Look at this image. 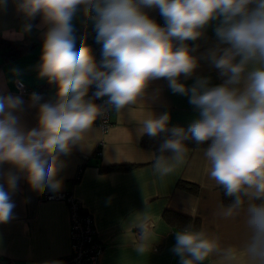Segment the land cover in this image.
<instances>
[{
	"label": "clouds",
	"instance_id": "obj_1",
	"mask_svg": "<svg viewBox=\"0 0 264 264\" xmlns=\"http://www.w3.org/2000/svg\"><path fill=\"white\" fill-rule=\"evenodd\" d=\"M24 23L6 38H22L39 17L40 59L35 69L55 83L51 100L32 93L29 106L37 110L36 126L26 129L18 113L20 96L0 95V224L15 219L13 195L21 178L31 190L55 193L69 155L82 146L84 134L108 110L119 113L144 99L150 82L165 79L174 94L188 98L196 117L187 127L169 126L171 114L151 113L137 136L166 134L154 155L161 178L185 163L186 142L206 145L209 176L232 198L226 215L246 204L249 238L246 251L252 264H264V0H13ZM8 0H0V10ZM145 9H158L164 24ZM95 22L98 62L90 46L76 47L74 20ZM217 21L216 46L205 58L223 78L192 77L200 57L188 41H196ZM17 73L19 70H15ZM95 91L89 97V90ZM107 98L103 104L94 101ZM83 147V146H82ZM168 155L165 156L164 154ZM218 241L205 230L187 225L175 232L171 251L179 264H204L218 251ZM144 251L143 247L138 249ZM234 258L233 253H229Z\"/></svg>",
	"mask_w": 264,
	"mask_h": 264
},
{
	"label": "crops",
	"instance_id": "obj_2",
	"mask_svg": "<svg viewBox=\"0 0 264 264\" xmlns=\"http://www.w3.org/2000/svg\"><path fill=\"white\" fill-rule=\"evenodd\" d=\"M145 11L164 24L158 9ZM39 22L38 18L31 33L22 38H6V33L14 34L21 28L24 19L13 0L0 10V39L33 45L32 50L0 64V95L22 97L25 104L18 115L26 129L36 126L37 110L29 106L28 96L16 93V82L39 89L44 96L42 102L53 99L56 93L55 83L39 77L35 69L42 43ZM92 22L78 15L73 23L77 49L85 42L95 56L93 44L84 36ZM216 23H210L196 41H188L195 49L192 54L200 61L192 77L181 76V82L191 85L197 77H209L213 85L222 83L223 78L204 56L217 44ZM165 112L171 114L170 127H187L196 117L188 98L174 94L167 80L152 81L144 99L138 98L119 113L111 110V124L106 131L93 124L84 134L83 147L77 145L63 157L66 166L59 176V191L70 192L92 214L95 235L103 246L99 264H179L171 249L175 232L185 226L183 221L171 219L172 214L189 219L188 225L197 221L196 229L217 239L218 251L210 254L204 264H252L246 251L250 235L247 198L244 207L231 216L225 214L228 205L222 202L221 186L208 174L203 154L206 147L187 148L185 163L170 175L161 178L155 173V153L141 145L143 136H137V128L151 113L158 117ZM98 145L101 153L96 156ZM9 167L2 165L0 171H8ZM47 192L51 191L35 192L23 178L19 180L12 197L15 219L0 224V264H39L69 252L68 207L62 201H45L43 195ZM141 247L145 249L142 252L138 250Z\"/></svg>",
	"mask_w": 264,
	"mask_h": 264
},
{
	"label": "built area",
	"instance_id": "obj_3",
	"mask_svg": "<svg viewBox=\"0 0 264 264\" xmlns=\"http://www.w3.org/2000/svg\"><path fill=\"white\" fill-rule=\"evenodd\" d=\"M95 58L99 62L102 59L101 47L94 45ZM16 93L30 97L32 93H37L44 99L42 92L39 89L26 87L21 82L15 84ZM95 91V86L89 90V97ZM107 98L95 100L97 104H103ZM110 111L108 110L102 117L96 121L97 126H100L104 131L110 127ZM100 145L96 148L95 155L99 156L101 153ZM83 164L78 167V174L81 172ZM45 201H62L68 207L69 215V235L70 247L69 252L46 261H41L39 264H99L103 253V246L98 241L93 224L94 219L90 212L84 208L79 200L67 191L47 192L43 195ZM2 257L0 256V263Z\"/></svg>",
	"mask_w": 264,
	"mask_h": 264
},
{
	"label": "trees",
	"instance_id": "obj_4",
	"mask_svg": "<svg viewBox=\"0 0 264 264\" xmlns=\"http://www.w3.org/2000/svg\"><path fill=\"white\" fill-rule=\"evenodd\" d=\"M39 17L36 18V20L32 21V23L34 24ZM86 39H88V41H90L94 45L96 46H100V44H97L95 42V36H96V32H95V22L93 20V22L91 23L90 27L87 28V31H85L84 33ZM33 45L32 44H20L18 42H14V41H8V40H4V39H0V64L6 63L8 61L14 60L15 58H17V56H20L22 54H24L27 51L32 50ZM166 134H161V136L156 137V138H151L148 135H144L141 138V145L147 148H150L154 151V153L156 154V150L159 147V144L162 142V140L165 138ZM186 146L187 148H196L197 147H206V145H196L194 142L188 141L186 142ZM165 156H167L168 154L165 153ZM221 196H222V202L224 205H229L232 203V198L228 197L225 195L224 189L221 187ZM245 199V198H244ZM171 219H173V217L176 218L177 222L179 223V221H183L182 226H187L189 219H186L185 217L178 215V214H172ZM187 221V222H186ZM196 222H192V226L195 228L197 227Z\"/></svg>",
	"mask_w": 264,
	"mask_h": 264
},
{
	"label": "rangeland",
	"instance_id": "obj_5",
	"mask_svg": "<svg viewBox=\"0 0 264 264\" xmlns=\"http://www.w3.org/2000/svg\"><path fill=\"white\" fill-rule=\"evenodd\" d=\"M88 21H92V20H90V19H87Z\"/></svg>",
	"mask_w": 264,
	"mask_h": 264
}]
</instances>
